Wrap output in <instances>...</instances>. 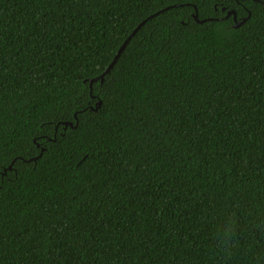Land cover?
Returning <instances> with one entry per match:
<instances>
[{
	"label": "trees",
	"instance_id": "obj_1",
	"mask_svg": "<svg viewBox=\"0 0 264 264\" xmlns=\"http://www.w3.org/2000/svg\"><path fill=\"white\" fill-rule=\"evenodd\" d=\"M243 5L0 0V264H264V2Z\"/></svg>",
	"mask_w": 264,
	"mask_h": 264
},
{
	"label": "water",
	"instance_id": "obj_2",
	"mask_svg": "<svg viewBox=\"0 0 264 264\" xmlns=\"http://www.w3.org/2000/svg\"><path fill=\"white\" fill-rule=\"evenodd\" d=\"M222 9H224V8H222ZM229 12H231V14H233V18L235 19V16H236V15H235V11H234V10H228V11H227V15H228ZM194 18H197V15H194ZM142 23H143V22H141V23H140V24L134 29V31H133L132 33H134V32L136 31V29H138V27H139ZM236 23H237V25L239 26V25L241 24V21H238V22H236ZM127 41H128V38H127V40H125V42L123 43V45L118 49L117 54L114 56L112 62L107 66V68L105 69V71L99 76V78H100L101 81L103 80V75H104L106 72H108V71L110 70V68L113 66V63L115 62V60H116L117 57L119 56L121 50L123 49V47H124V45L126 44ZM97 78H98V77H95V78H92V79L90 80V82H89L90 89H91L92 82L95 81ZM100 103H101L100 100H98V101L96 102V104H95L94 109H96V108L100 105ZM65 124L72 125L70 122H65Z\"/></svg>",
	"mask_w": 264,
	"mask_h": 264
},
{
	"label": "snow or ice",
	"instance_id": "obj_3",
	"mask_svg": "<svg viewBox=\"0 0 264 264\" xmlns=\"http://www.w3.org/2000/svg\"><path fill=\"white\" fill-rule=\"evenodd\" d=\"M208 2V0H202V3H206ZM212 2L214 3L215 6H219L221 3H224V0H212ZM230 2H232L234 5H239V6H244L243 5V0H230ZM261 2H264V0H261ZM234 10V9H233ZM228 15H231V12L228 13ZM250 15L246 13L245 17L242 18L244 21H246L247 19H250ZM237 23L235 20L231 21L228 25L226 30L228 31H235V28L237 27Z\"/></svg>",
	"mask_w": 264,
	"mask_h": 264
}]
</instances>
